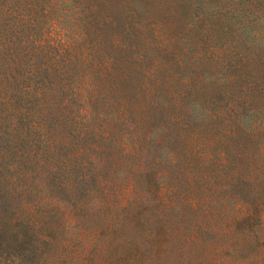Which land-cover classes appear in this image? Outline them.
<instances>
[{
	"label": "trees",
	"instance_id": "1",
	"mask_svg": "<svg viewBox=\"0 0 264 264\" xmlns=\"http://www.w3.org/2000/svg\"><path fill=\"white\" fill-rule=\"evenodd\" d=\"M120 3L164 33L195 10L204 28L215 18V40L232 47L218 53L231 59L229 84L241 81V95L264 104V0H0V264H111L115 256L120 264H168L176 247L187 264H202L193 231H214L213 224L198 219L188 238L178 235L175 225H188L191 208L179 196L181 185L156 188L154 214L134 213L132 206L148 199L132 183L121 187L117 171L131 165L166 183L164 172H154L165 166L182 183L187 171L192 177L208 164L209 153L194 145L198 125L188 120L189 109L159 101L160 83L130 98L118 82L125 71L115 59L99 58L104 39L34 31L63 10L87 21L97 7ZM156 118L161 139L172 145L164 157L148 149ZM238 119L208 135L215 180L236 197L231 211L215 209V264H264V141L256 142L264 115L247 128ZM201 124L212 128L206 117ZM151 227L157 234L148 237Z\"/></svg>",
	"mask_w": 264,
	"mask_h": 264
},
{
	"label": "rangeland",
	"instance_id": "2",
	"mask_svg": "<svg viewBox=\"0 0 264 264\" xmlns=\"http://www.w3.org/2000/svg\"><path fill=\"white\" fill-rule=\"evenodd\" d=\"M195 13L196 10L187 19L181 18L176 22L169 23V27L164 33L153 23L147 22L144 14L140 13L139 15L135 10L130 9V5L120 3L111 8L97 7L94 17L87 21L73 9H70V13L68 10H63L59 14L64 16L58 20L55 19L52 24L48 20L39 22L34 31L43 29L46 32L51 30L50 35H76V37L78 35H94V37H100L99 39H104L106 43L98 51L99 58L103 60L115 59L118 63L117 68L125 71V75L118 82L130 98L145 94L148 87L154 83H160L165 86L157 96L159 101L171 99L186 105L190 111L188 120L194 126H199L195 130L197 137L194 145L199 154L209 153L208 164L202 168H195L192 177L191 173L187 171L186 178L180 179L186 180L182 183L177 177L173 178L171 175H176V173L169 174V169L165 166L154 167V172L159 174L164 172L168 180L166 183L163 179L155 181L137 167L131 169V165L123 166L117 169L120 173L119 184L121 187L129 186L131 183L134 187L138 186L141 193L146 195L148 204L144 206L138 202L139 206H132V210L134 213H140L143 210L144 214L150 215L155 213V211L149 210V203L155 199L154 193L158 186L174 185L179 187L181 185L180 190L178 189L179 196L183 199L184 204L191 205V208L186 210L188 225L183 224L182 227L175 225V231L178 235H183L181 238L185 240L188 238L186 233L195 228L193 224L195 221L199 219L203 222L204 220L211 222L214 231L199 230V232L193 231V233L200 236L197 253L200 255L202 264H215V245L219 241L215 236V209L224 207L231 211L235 207L236 197L232 196L228 187L222 186L223 182L215 180V140H211L208 135H215V125L222 126V124L234 122L237 116L238 122L242 119L240 124L245 128L252 122L261 125L264 104L259 99L251 104V95L247 97L241 95V81L229 84V78L234 74V71L232 72L234 68L230 66L231 59L218 55V53L221 50V53L228 55L229 49L232 47L223 44L220 39L215 40V18L209 19L210 28L207 29L196 23ZM32 28L34 27L31 26ZM217 35L224 34L218 33ZM197 86L202 89L197 91ZM220 87L222 90L219 89ZM167 88L173 93L172 98L166 92ZM244 99H249L248 107L246 103L243 104ZM204 117L207 121L212 122V128L201 124ZM161 122L156 118L148 126L151 142H153V145L150 144L148 149L152 155L164 157L172 145L167 136L166 139H161L163 138L159 130ZM208 138L213 142L209 143ZM249 140L248 133H246L242 144L243 146L245 143L244 148L246 149L249 148ZM263 141L264 135L256 137L257 143ZM232 144V141H226V145ZM239 147L240 144H237L235 149ZM126 205L127 202H124V206ZM150 233L148 237L157 234L152 227ZM142 239L144 240L143 246H148L149 243L144 238ZM180 250V247L172 249L168 264H187V260L182 257ZM117 260L118 256H115L111 264H120V261L117 262ZM148 263L166 264L156 260H151Z\"/></svg>",
	"mask_w": 264,
	"mask_h": 264
}]
</instances>
